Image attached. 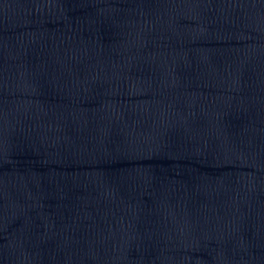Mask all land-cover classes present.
<instances>
[{
  "label": "water",
  "instance_id": "water-1",
  "mask_svg": "<svg viewBox=\"0 0 264 264\" xmlns=\"http://www.w3.org/2000/svg\"><path fill=\"white\" fill-rule=\"evenodd\" d=\"M0 264H264V0H0Z\"/></svg>",
  "mask_w": 264,
  "mask_h": 264
}]
</instances>
